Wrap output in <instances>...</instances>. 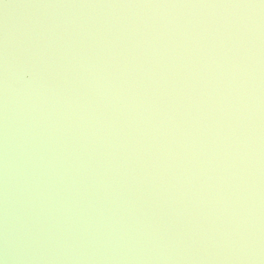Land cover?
Returning <instances> with one entry per match:
<instances>
[{"label":"rangeland","instance_id":"rangeland-1","mask_svg":"<svg viewBox=\"0 0 264 264\" xmlns=\"http://www.w3.org/2000/svg\"><path fill=\"white\" fill-rule=\"evenodd\" d=\"M42 1L0 0V264H264V3L108 0L90 128L55 120Z\"/></svg>","mask_w":264,"mask_h":264},{"label":"crops","instance_id":"crops-1","mask_svg":"<svg viewBox=\"0 0 264 264\" xmlns=\"http://www.w3.org/2000/svg\"><path fill=\"white\" fill-rule=\"evenodd\" d=\"M40 12L45 25L42 36L53 47V83L60 87L61 99L75 102L65 115L54 114L55 120L88 117L90 128H114L109 120L120 116L116 113L117 108L121 109L117 93L112 92L115 96L106 100L107 104L102 97L105 89L119 83L118 67L112 57L118 33L111 31L114 38L110 40L108 0H43ZM45 29L49 31L45 33ZM59 125L54 124L53 128H60Z\"/></svg>","mask_w":264,"mask_h":264},{"label":"snow or ice","instance_id":"snow-or-ice-1","mask_svg":"<svg viewBox=\"0 0 264 264\" xmlns=\"http://www.w3.org/2000/svg\"><path fill=\"white\" fill-rule=\"evenodd\" d=\"M262 3H264V0H261Z\"/></svg>","mask_w":264,"mask_h":264}]
</instances>
